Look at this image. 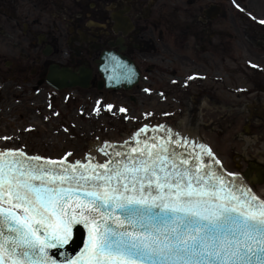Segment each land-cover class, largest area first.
<instances>
[{
    "label": "flooded vegetation",
    "instance_id": "flooded-vegetation-1",
    "mask_svg": "<svg viewBox=\"0 0 264 264\" xmlns=\"http://www.w3.org/2000/svg\"><path fill=\"white\" fill-rule=\"evenodd\" d=\"M261 20L264 0H0V105L41 98L57 114L104 97L120 103L119 115L133 106L138 122L183 117L212 134L246 113L243 125L262 139ZM115 125L106 129H125L123 118ZM226 158L241 173L257 165L243 153Z\"/></svg>",
    "mask_w": 264,
    "mask_h": 264
},
{
    "label": "snow or ice",
    "instance_id": "snow-or-ice-1",
    "mask_svg": "<svg viewBox=\"0 0 264 264\" xmlns=\"http://www.w3.org/2000/svg\"><path fill=\"white\" fill-rule=\"evenodd\" d=\"M162 139L87 167L0 151V264H57L48 249L69 243L74 225L87 237L72 264H264V199L203 163L193 171Z\"/></svg>",
    "mask_w": 264,
    "mask_h": 264
},
{
    "label": "rangeland",
    "instance_id": "rangeland-1",
    "mask_svg": "<svg viewBox=\"0 0 264 264\" xmlns=\"http://www.w3.org/2000/svg\"><path fill=\"white\" fill-rule=\"evenodd\" d=\"M109 99L91 97L86 100L87 105H85V100L83 99V106L70 104L67 108L60 107L58 109L59 112L55 114L53 107L43 109L46 104L40 103L41 98L35 101L22 99L17 104H14L16 99L11 98L9 99L10 102L5 104V107L0 105V135H2L0 151L22 149L27 155L41 156L54 160L64 158L69 162L81 161L88 155L94 154V158L97 160L98 154H96V151L99 153V144L102 143V140L118 142L122 139L121 134H118V129L114 127L107 130V124L112 122L116 126L117 119L123 118L126 128L124 132L128 134L132 133V125L138 124L137 126H140L147 123L146 121L138 122L139 113L133 106H126V103H124L123 107L126 111L119 115L117 106L120 103L111 102V104H107L110 102L108 101ZM97 101H99V104H97ZM243 101L245 99H238V102ZM102 102L103 105L101 104ZM106 105H111L114 109L112 107L108 109L105 107ZM80 107H82V116L79 114ZM154 107V105L151 106V108ZM94 109H98V112L94 111ZM109 110L112 114L109 117L111 118L114 115L116 116L115 119L104 116ZM155 110L158 111L160 108L156 106ZM245 117L246 113L240 114L229 130L215 131L213 134L208 130L199 131L200 139L207 144L212 153L227 168L230 162L226 157L231 152L235 154V151L247 154L250 159H254L256 162L264 163V157L257 156L254 152L248 151L244 153V141L237 139L241 132L249 128L247 125H243ZM174 130L178 133L186 132L182 127ZM252 130L261 131V129L256 130L254 126ZM262 137L260 141L264 142V130ZM259 145L260 143L253 146V148L258 149ZM66 153H70V155L66 156ZM235 160H237V157H235ZM261 189L262 187L258 186L254 188V191L258 194Z\"/></svg>",
    "mask_w": 264,
    "mask_h": 264
},
{
    "label": "water",
    "instance_id": "water-1",
    "mask_svg": "<svg viewBox=\"0 0 264 264\" xmlns=\"http://www.w3.org/2000/svg\"><path fill=\"white\" fill-rule=\"evenodd\" d=\"M134 79V77H133ZM134 81H130L128 83H124V87H127V85L132 84ZM120 85V83L118 82H111V83H107L106 87L107 88H118ZM150 137H161L163 138L162 140H160V143H163L165 140L169 141V147L173 148V149H177V151L187 157V156H191L192 159L189 160V164L192 165V170L195 171L196 165H199L201 163L205 164L207 166V168L212 171L213 173H215L216 176L219 177H223V184H227L229 185V187L231 186H235L237 189H239L240 191H244V190H250V192L252 194V187L253 185H262L264 184V169L262 167H258L255 171H256V175L258 177V180H256L255 182H253L251 180V173L250 172H246L244 174H242L241 176H229L228 172H226L220 164H215V160L213 157H207L203 160L201 159H196L197 154L188 146L181 144L179 141H177V143H171L172 139L174 136H169V133L167 132H162V131H147L144 132L142 134H140L137 138V142L136 143H127V144H116L115 146H117L115 149L110 147V150L106 151L109 155H106L107 160L110 158V156L112 154H114V151L119 150L121 152H131L132 148L135 146H141L143 147L144 141L149 139ZM176 139V138H175ZM152 143V141H149V145ZM180 145V147H177V145ZM121 145H123V147H121ZM135 154V153H133ZM35 156V155H33ZM68 163V162H67ZM89 163H95L94 160H88L86 161L84 164L87 167ZM69 164H73V163H69ZM97 164V163H95ZM203 171V169H201ZM102 171V170H101ZM216 183L218 184V186H223V184H221L220 181H216ZM258 197V196H257ZM87 237V231L86 229L83 227V225H74L73 226V230H72V239L71 241H69V243L63 245L62 247H54V248H50L48 249V254L50 256L53 257V259H55L57 261V264H60L61 261H65L66 264H72V259L76 256V254L78 252H80V250L84 247L85 245V239ZM61 253H63V256H61Z\"/></svg>",
    "mask_w": 264,
    "mask_h": 264
},
{
    "label": "bare ground",
    "instance_id": "bare-ground-1",
    "mask_svg": "<svg viewBox=\"0 0 264 264\" xmlns=\"http://www.w3.org/2000/svg\"><path fill=\"white\" fill-rule=\"evenodd\" d=\"M157 130H162V131L164 132V131L170 130V128H165V129H164V128H156V131H157ZM148 131H151V130L148 129ZM176 132H177V131H172V129H171V133H172V135H175V136H177V137L180 138V139H185V138H187V137L190 135V134L188 135V132H185V133H181V132H179V133L177 132V133H176ZM135 137H137V136H135V135H130V136H128V138H127L126 140L134 139ZM126 140H124V141L122 142V144H124L125 142H127ZM190 142L194 144V145L192 144L193 146H196L197 143H198L197 140H195V139L192 138V137H191ZM100 149H102L103 152H106V151L110 150V148H109L108 145H105L104 147L101 146ZM200 155L202 156L203 159H205V157L203 156V153L200 154ZM99 157H100V158H103V159H106L105 156H103L102 154H100Z\"/></svg>",
    "mask_w": 264,
    "mask_h": 264
}]
</instances>
